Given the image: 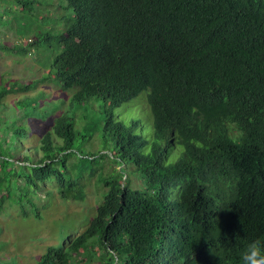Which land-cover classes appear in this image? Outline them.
Returning a JSON list of instances; mask_svg holds the SVG:
<instances>
[{"label":"trees","instance_id":"16d2710c","mask_svg":"<svg viewBox=\"0 0 264 264\" xmlns=\"http://www.w3.org/2000/svg\"><path fill=\"white\" fill-rule=\"evenodd\" d=\"M68 1L74 18L50 46L62 49L45 77L72 90L69 100L38 90L8 113L5 96L36 83H0V212L10 200L34 205L49 183L83 199L90 171L107 188L95 215L36 264H87L93 246L101 264H244L247 245L264 241V0ZM39 32L35 45L50 37ZM145 89L149 138L115 112ZM96 100L93 119L84 110ZM96 132L106 151L81 148ZM33 133L41 156H17ZM98 154L124 165L120 174L104 177Z\"/></svg>","mask_w":264,"mask_h":264},{"label":"rangeland","instance_id":"374dc122","mask_svg":"<svg viewBox=\"0 0 264 264\" xmlns=\"http://www.w3.org/2000/svg\"><path fill=\"white\" fill-rule=\"evenodd\" d=\"M35 1L34 8L31 10L23 8L18 0H3L4 5L0 8L4 16L0 22V83L2 81L8 85L13 81H18L22 85L36 83L34 89H29L26 92L8 93L4 98L7 106L4 112L10 113L9 110L13 108V103L22 95L34 94L38 90L45 92L42 95L43 100L55 99L61 95L69 100L72 95V90L63 92L59 83L53 78H46L45 75L49 70L47 63L62 49L50 46L58 41V32L63 31L74 18L73 7L68 0ZM22 31H27V33H22ZM37 31H42L39 33L48 34L50 37L41 39L40 43L35 45L33 41L37 38L35 35ZM51 34H54L53 39ZM16 44L28 47V50L21 52ZM56 45L58 44L56 43ZM148 93L149 90L145 89L115 109L119 119L128 126L132 121L138 120L140 125L137 131L147 138L153 132V115L149 107ZM100 110L101 102L96 100L93 106L87 107L84 112L94 119L101 115ZM81 112L83 109L79 110V113ZM81 121L77 124L79 129L83 128ZM33 134V137L37 135ZM36 146L37 139L35 137L29 139L22 145V152L17 156H22L23 150L30 149L32 155L40 157V150H34ZM81 148L91 152L106 151L103 149L99 132L95 133L92 140L83 142ZM147 150L148 147L145 148V151ZM98 157L99 166L101 162L103 163L104 177L114 171V173L120 174L121 167L124 165L108 155L100 156L98 154ZM16 162L27 166L24 162ZM130 165L128 164L126 170V173L131 176H128L130 184L133 187L142 186L140 178L132 174ZM89 172L86 171L79 180L84 187L83 199L62 198L55 183H49L44 188L38 189L35 196L31 194L34 205L28 201V198L24 201V205H20L18 200L12 202L7 199L12 204L6 202L7 210L0 212V262L36 264L48 245L67 242L87 227L107 189L105 184L100 181L98 173L90 175ZM18 184L21 187L24 185L23 177H18ZM48 191L51 194H48ZM1 196L2 194H0ZM35 204L38 207L39 215L35 214ZM93 251L95 256H92L87 264H101L98 258L99 248L93 246ZM76 256L82 259L81 252Z\"/></svg>","mask_w":264,"mask_h":264},{"label":"clouds","instance_id":"9594fccd","mask_svg":"<svg viewBox=\"0 0 264 264\" xmlns=\"http://www.w3.org/2000/svg\"><path fill=\"white\" fill-rule=\"evenodd\" d=\"M242 258L244 264H264V241L259 240L249 243L243 252Z\"/></svg>","mask_w":264,"mask_h":264},{"label":"built area","instance_id":"2783aa9c","mask_svg":"<svg viewBox=\"0 0 264 264\" xmlns=\"http://www.w3.org/2000/svg\"><path fill=\"white\" fill-rule=\"evenodd\" d=\"M2 7V5H1V2H0V8ZM0 17H1V10H0Z\"/></svg>","mask_w":264,"mask_h":264}]
</instances>
